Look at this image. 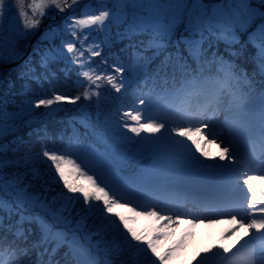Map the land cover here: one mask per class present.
<instances>
[{"label":"snow or ice","instance_id":"1","mask_svg":"<svg viewBox=\"0 0 264 264\" xmlns=\"http://www.w3.org/2000/svg\"><path fill=\"white\" fill-rule=\"evenodd\" d=\"M9 3L0 264H264V0Z\"/></svg>","mask_w":264,"mask_h":264},{"label":"trees","instance_id":"2","mask_svg":"<svg viewBox=\"0 0 264 264\" xmlns=\"http://www.w3.org/2000/svg\"><path fill=\"white\" fill-rule=\"evenodd\" d=\"M31 1H33V0H31ZM30 1V2H31ZM36 2H37V0H35ZM29 2V3H30ZM28 3V4H29ZM27 4V5H28ZM50 11H48V12H50V15H55L56 13H57V11H55L54 9H49ZM72 10H68V12H66V13H60L59 15H58V18L56 19V22H59L64 16H66L67 14H69L70 12H71ZM31 15H32V10H31ZM76 13L77 14H79V9H77L76 10ZM47 19V16L46 17H44L43 18V20H46ZM43 23V21L41 22V24ZM51 23H53V21L51 22ZM40 24V25H41ZM40 27V26H39ZM42 33V31L40 32V34ZM40 34L38 35V37L40 36ZM38 37H37V39H38ZM36 39V40H37ZM27 43V39L26 40H21L20 41V50H21V52L24 54V52L26 51V49H24V45ZM123 43V42H122ZM120 45V44H119ZM119 45H117V47H119ZM96 59H99V58H96ZM16 66V65H15ZM15 66H13V67H15ZM242 66H243V64H242ZM244 66H245V68L249 71V72H251L252 71V68H253V66L250 64V63H245L244 64ZM152 67H155V65H153ZM10 68H12V67H9V68H5L4 70H1V72L0 73H7L8 72V70L10 69ZM57 75L59 76V78L60 79H62V81H57V82H61V84H59V85H61V86H63V87H65V89L67 88V86H70L71 85V83H72V81L73 80H75L76 79V77H75V73H72L67 79L64 77V75H63V73H59L58 71H57ZM14 78H15V76H14ZM20 81H17V88H19L20 87ZM37 86L35 85V84H33V88H36ZM45 87H49V85H45ZM59 89V88H58ZM77 91H82V89H78ZM90 103H92V104H94L95 103V98L93 99V101L92 102H90ZM69 107H73V106H71V105H69ZM90 111H95V109L94 108H92V109H90ZM75 113H63V112H61V113H59L55 118H53V119H49V120H46V121H44V122H42V123H37V124H34L32 127L33 128H44V127H47L48 128V130L50 131V132H54V131H59V129L61 128V127H67V121H68V119H69V117L71 116V115H74ZM25 138L27 139V136H25ZM125 259H129L127 256H125L124 257Z\"/></svg>","mask_w":264,"mask_h":264},{"label":"rangeland","instance_id":"3","mask_svg":"<svg viewBox=\"0 0 264 264\" xmlns=\"http://www.w3.org/2000/svg\"><path fill=\"white\" fill-rule=\"evenodd\" d=\"M31 0H10V3H9V8H10V13L13 17H15L18 21L21 20L22 18L19 16V13L21 12H27L29 16H31V10H32V5L34 3H38L39 0H37V2H30ZM30 2V3H29ZM88 0H84V3H87ZM29 3V4H28ZM28 4V5H27ZM50 11L49 9H47V19L46 20H42L43 23L40 25V27L38 29H34L33 32H34V35H30L29 38L27 39V43L24 45V49H26V51L24 52V54H28L30 51H31V47L32 45L36 42V39H37V35L38 33L44 29L45 25L48 24V22L52 21L50 19V17H52V15H50ZM60 13L57 12L55 15V18L57 15H59ZM46 17V16H45ZM128 43V41H124L123 43H121L119 45V47L117 48H121V47H124L126 44ZM19 62V61H18ZM17 62V63H18ZM20 63V62H19ZM15 66V64H11V65H0V72L1 70H4L5 68H9V67H13ZM58 81H62V79H59ZM57 86H58V90H66L65 87L59 85L61 84V82H57ZM225 227H230V225H227L226 223L224 225H219V226H214L211 231L214 232V233H217L216 235V239H219V231L220 229L222 228H225Z\"/></svg>","mask_w":264,"mask_h":264},{"label":"bare ground","instance_id":"4","mask_svg":"<svg viewBox=\"0 0 264 264\" xmlns=\"http://www.w3.org/2000/svg\"><path fill=\"white\" fill-rule=\"evenodd\" d=\"M32 2H36V1L34 0V1H32Z\"/></svg>","mask_w":264,"mask_h":264}]
</instances>
